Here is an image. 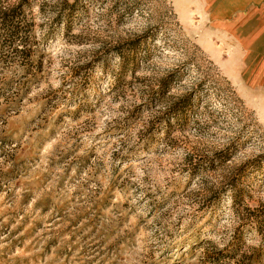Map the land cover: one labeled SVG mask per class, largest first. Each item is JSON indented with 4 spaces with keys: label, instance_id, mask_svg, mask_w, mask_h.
Returning a JSON list of instances; mask_svg holds the SVG:
<instances>
[{
    "label": "rangeland",
    "instance_id": "374dc122",
    "mask_svg": "<svg viewBox=\"0 0 264 264\" xmlns=\"http://www.w3.org/2000/svg\"><path fill=\"white\" fill-rule=\"evenodd\" d=\"M168 0H0V264H264V77Z\"/></svg>",
    "mask_w": 264,
    "mask_h": 264
},
{
    "label": "crops",
    "instance_id": "0c3cea01",
    "mask_svg": "<svg viewBox=\"0 0 264 264\" xmlns=\"http://www.w3.org/2000/svg\"><path fill=\"white\" fill-rule=\"evenodd\" d=\"M178 18L216 44L234 46L241 61L264 77V0H168Z\"/></svg>",
    "mask_w": 264,
    "mask_h": 264
}]
</instances>
